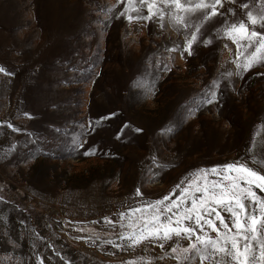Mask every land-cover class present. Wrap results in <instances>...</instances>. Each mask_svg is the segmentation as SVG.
Here are the masks:
<instances>
[{"label":"rangeland","instance_id":"374dc122","mask_svg":"<svg viewBox=\"0 0 264 264\" xmlns=\"http://www.w3.org/2000/svg\"><path fill=\"white\" fill-rule=\"evenodd\" d=\"M261 2L222 0L192 55H181L191 31L163 4V19L129 21L135 11L120 15L128 0H0V264H176L155 259L175 240L163 250L105 241L120 242V213L175 199L198 169H259L264 65L227 77L237 48L216 29L219 12L233 8L229 23H248L240 5L258 17ZM211 90L217 101L208 104Z\"/></svg>","mask_w":264,"mask_h":264},{"label":"snow or ice","instance_id":"6c2138e0","mask_svg":"<svg viewBox=\"0 0 264 264\" xmlns=\"http://www.w3.org/2000/svg\"><path fill=\"white\" fill-rule=\"evenodd\" d=\"M227 2L234 4L235 0ZM135 3L136 0H128L127 8L120 15L135 11V17L127 15L129 21L151 20L157 16L163 19L165 10L160 4L174 9L172 21L191 31V39L187 41L181 55L184 52L192 55V45L197 42L198 34H201L205 23L217 17L218 6L224 7L222 0H185L184 3L182 0H139L141 8L147 7L148 15L143 16ZM240 7L246 10L248 23L243 20L229 23L226 13L235 17L233 8L219 12V16L225 19L223 29H216L217 37L222 32L237 48L234 61L237 71L228 72L227 77L239 76L256 65H264V0L261 2V14L258 17L252 11H247L248 4ZM198 16L203 19L196 23ZM256 25L262 31H257ZM203 43L207 46L212 43V39L203 40ZM4 72L5 69L0 67V73ZM218 87V82L213 81V88ZM216 101L217 91L211 90L206 103L213 104ZM8 127L13 126L8 124ZM253 163L260 165L258 170L241 162L196 170L198 178L189 180L175 199L164 196L161 200L148 202L143 207H134L128 213H120L121 232L117 234L120 242L107 240L105 243L124 250L125 241L130 248L144 242H156L163 250L168 242L175 240L170 250L155 259L165 260L170 257L176 264H196L197 260L199 264H264V196L258 195L255 190L264 192V174H261L264 172V160L253 158ZM210 175L217 178L209 179ZM135 195H142L139 188ZM221 211L230 214L231 228L225 222ZM126 217L127 224L124 223ZM105 221L111 223L107 217ZM217 221L221 227H217ZM209 232H214L215 237L209 235ZM184 239L190 241L187 247L180 244ZM40 264H43L42 260ZM127 264H153V258L140 257L128 261Z\"/></svg>","mask_w":264,"mask_h":264}]
</instances>
